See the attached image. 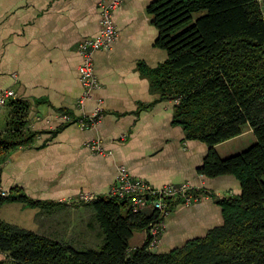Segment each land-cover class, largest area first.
Listing matches in <instances>:
<instances>
[{
	"label": "crops",
	"instance_id": "crops-1",
	"mask_svg": "<svg viewBox=\"0 0 264 264\" xmlns=\"http://www.w3.org/2000/svg\"><path fill=\"white\" fill-rule=\"evenodd\" d=\"M156 1L125 0L115 12L119 39L110 51L95 53L101 88L80 109L78 46L98 35L102 0H0V91L11 89L16 95L0 114V136L19 132L27 140L0 160V184L14 199L0 204L1 221L70 245L81 237L78 225L89 234V223H72L70 229L60 218L45 220L43 215L62 208L68 220L75 219L91 207L66 201L86 193L107 196L118 167L125 166L155 187L190 183L214 196L190 208H173L158 253L203 239L222 226L218 200L238 196L241 184L233 176L200 174L209 147L188 139L173 122L175 102L161 101L152 86L150 72L168 59L156 46L158 30L149 13ZM99 106L103 118L95 128L76 124ZM93 140L101 141L106 155L90 152L86 145ZM253 143L248 127L214 149L227 159ZM60 222L69 230L59 238Z\"/></svg>",
	"mask_w": 264,
	"mask_h": 264
},
{
	"label": "trees",
	"instance_id": "trees-1",
	"mask_svg": "<svg viewBox=\"0 0 264 264\" xmlns=\"http://www.w3.org/2000/svg\"><path fill=\"white\" fill-rule=\"evenodd\" d=\"M156 46L168 59L150 72L161 101L175 102L174 124L209 147L205 178L233 176L236 197L218 200L222 226L169 253L150 249L157 213L133 214L126 201L89 204L103 244L84 251L0 220V254L14 264H264V22L255 0H157L149 8ZM21 121V120H20ZM21 124V122H20ZM251 128L256 142L221 159L214 147ZM27 143L0 136L2 155ZM13 198L0 199V204ZM146 233L137 247L138 236ZM134 250L127 252L130 248Z\"/></svg>",
	"mask_w": 264,
	"mask_h": 264
},
{
	"label": "built area",
	"instance_id": "built-area-1",
	"mask_svg": "<svg viewBox=\"0 0 264 264\" xmlns=\"http://www.w3.org/2000/svg\"><path fill=\"white\" fill-rule=\"evenodd\" d=\"M125 0H102L99 10V33L97 36L84 39L78 46L81 63L78 67V77L83 87V96L78 103L80 109L84 103L93 98L94 94L101 88V83L95 68V53L99 51H110L119 39V31L115 22V12L120 9ZM258 4L262 20L264 22V0H255ZM14 78L16 76L13 75ZM15 92L11 89L0 91V114L4 108L15 98ZM102 100H98L101 105ZM103 118V112L99 106L90 117L80 118L76 124L82 129L95 128ZM64 120H70L64 117ZM86 147L93 154L106 155L101 141L93 140ZM110 198H118L128 203L133 214L145 211L157 213V218L150 224L148 234L150 238V249H156L160 237L165 230V221L173 211L174 207L190 208L201 202L204 198L214 197L211 193L197 188L190 183L180 185H165L155 187L150 183L133 177L125 166L118 167L116 180L111 186L108 194ZM9 192L0 184V199L8 198ZM93 194H80L70 201L69 205H85L94 201ZM222 200L225 198H221ZM147 235V234H146ZM136 247L130 248V254ZM8 264H14L9 260Z\"/></svg>",
	"mask_w": 264,
	"mask_h": 264
},
{
	"label": "rangeland",
	"instance_id": "rangeland-1",
	"mask_svg": "<svg viewBox=\"0 0 264 264\" xmlns=\"http://www.w3.org/2000/svg\"><path fill=\"white\" fill-rule=\"evenodd\" d=\"M246 140V138H245ZM254 142V141H253ZM256 142V139H255ZM254 144V143H253ZM252 144V145H253ZM252 145H248L249 147H247L245 150H247L248 148H250ZM244 150V151H245ZM83 209V208H82ZM59 213H55V214H44L43 218H45V220H51L52 221H57L60 220L63 222L68 223V227L71 229L72 223H81L84 222L85 224L88 222V226H90L91 229H89V234L87 232V230L84 228V226L82 225H78L77 226V230L76 233L79 235H81V237H79V239H73L74 243L68 245V246H72L74 248H76L77 250L80 251H84L87 249H98L99 247L102 246L103 244V239L98 237L97 233L99 232V227L94 219V216L92 214L91 208L88 209H83L81 210V212L78 213V215L76 216L75 219H69L66 217V212H64V210L61 208L58 209ZM60 222V233H58V237H62L63 233H66L69 228L64 224ZM47 232V231H46ZM146 237V233L142 234L141 236H138V242L135 244L137 247L141 246L145 240ZM62 243H65L64 241H61ZM68 244V243H65ZM0 257H2V259H6V256L0 254ZM1 259V260H2ZM9 260L7 261L8 264Z\"/></svg>",
	"mask_w": 264,
	"mask_h": 264
}]
</instances>
